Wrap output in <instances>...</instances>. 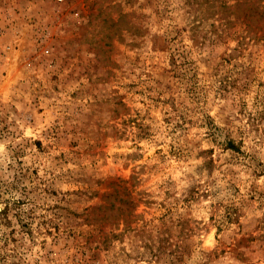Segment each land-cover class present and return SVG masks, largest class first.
I'll return each instance as SVG.
<instances>
[{
    "label": "rangeland",
    "instance_id": "obj_1",
    "mask_svg": "<svg viewBox=\"0 0 264 264\" xmlns=\"http://www.w3.org/2000/svg\"><path fill=\"white\" fill-rule=\"evenodd\" d=\"M0 264H264V0H0Z\"/></svg>",
    "mask_w": 264,
    "mask_h": 264
}]
</instances>
